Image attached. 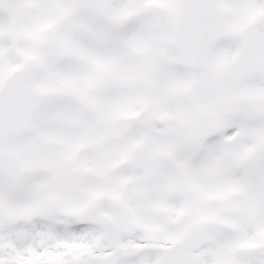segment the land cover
<instances>
[{
    "label": "snow or ice",
    "instance_id": "obj_1",
    "mask_svg": "<svg viewBox=\"0 0 264 264\" xmlns=\"http://www.w3.org/2000/svg\"><path fill=\"white\" fill-rule=\"evenodd\" d=\"M0 264H264V0H0Z\"/></svg>",
    "mask_w": 264,
    "mask_h": 264
}]
</instances>
